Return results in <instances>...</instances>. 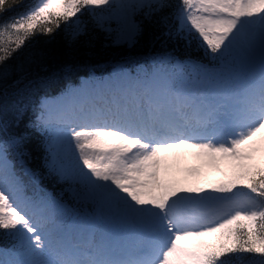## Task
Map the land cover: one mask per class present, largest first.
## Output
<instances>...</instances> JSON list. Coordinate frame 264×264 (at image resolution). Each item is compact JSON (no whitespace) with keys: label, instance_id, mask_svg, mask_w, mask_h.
Here are the masks:
<instances>
[{"label":"snow or ice","instance_id":"snow-or-ice-1","mask_svg":"<svg viewBox=\"0 0 264 264\" xmlns=\"http://www.w3.org/2000/svg\"><path fill=\"white\" fill-rule=\"evenodd\" d=\"M83 17L129 48L151 25L213 67L164 52L152 72L90 81L88 107L68 102L87 89L41 99L26 128L44 137V176L25 164L27 132L0 137V230L16 241L0 264H264V0H0V36L16 33L0 79L37 32L86 35ZM9 148L34 186L64 187L23 195ZM109 218L131 231L110 234Z\"/></svg>","mask_w":264,"mask_h":264},{"label":"trees","instance_id":"trees-1","mask_svg":"<svg viewBox=\"0 0 264 264\" xmlns=\"http://www.w3.org/2000/svg\"><path fill=\"white\" fill-rule=\"evenodd\" d=\"M34 0H25L26 4H33ZM87 34L75 42H69L65 31V24L50 36L37 32L13 57L5 62L8 76L0 79V137L27 132L24 150L25 164L33 171L46 173L44 168L45 149L43 135L35 129L26 128L32 118V110L39 103L40 98L58 92L65 85L77 80L81 75L88 73L89 68L105 66L131 59L144 58L147 55H157L164 52H173L180 58H195L207 60L202 52L194 48L186 50L183 47L175 48L171 42L165 40L160 30L146 24L142 35L136 44L129 48L127 45L112 43V39L104 32L95 29L88 17ZM16 33L5 32L0 41L5 44L14 40ZM14 46V45H13ZM31 61V62H30ZM23 79V83L15 81ZM21 104L27 107L22 119L17 120L14 105ZM12 158L18 162L19 156L14 150ZM41 184L50 191L59 192L63 185H53L48 178H43ZM7 230H0V245L10 246L11 237ZM252 259V257H248ZM257 261L258 257L255 258Z\"/></svg>","mask_w":264,"mask_h":264},{"label":"rangeland","instance_id":"rangeland-1","mask_svg":"<svg viewBox=\"0 0 264 264\" xmlns=\"http://www.w3.org/2000/svg\"><path fill=\"white\" fill-rule=\"evenodd\" d=\"M112 26L115 28L116 27V23L113 21L112 22ZM9 33L10 34H13L14 32H10L9 31ZM114 35V34H113ZM146 62H150V59H147V58H143V59H131V60H128V61H125V62H121L120 64H118V67H116V72H119L120 71V69L121 68H123V67H126V65L127 64H137V63H141V64H144V63H146ZM146 67L145 68H149V69H152V66H151V63H149V64H146L145 65ZM210 67V66H209ZM119 70V71H118ZM84 89H87L91 94L88 96L89 98L88 99H95V91H93V85L92 86H90V85H85L84 86ZM97 90H98V86H97ZM94 93V94H93ZM85 100V99H84ZM60 101V100H59ZM73 101V100H72ZM86 101V100H85ZM70 104H71V101H68ZM187 165L188 166H191V165H193V164H195V163H197L196 161H194V160H192V159H189L187 162ZM216 178H218L217 176H215V175H213L212 176V179H216ZM20 179L22 180L23 178L22 177H20ZM25 184V183H24ZM242 192H247L248 190H246V189H242L241 190ZM114 219H116V220H120V219H118V218H114ZM124 224H126L125 225V227L124 228H127L128 230H131V226L128 224V223H125L124 222ZM11 231V230H10Z\"/></svg>","mask_w":264,"mask_h":264}]
</instances>
